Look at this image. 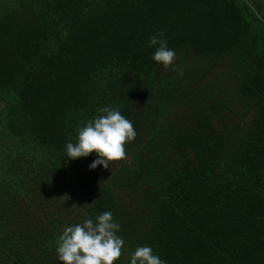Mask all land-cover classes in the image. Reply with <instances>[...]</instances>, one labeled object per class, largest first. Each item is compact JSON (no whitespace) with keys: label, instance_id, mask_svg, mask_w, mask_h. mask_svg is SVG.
I'll use <instances>...</instances> for the list:
<instances>
[{"label":"trees","instance_id":"trees-1","mask_svg":"<svg viewBox=\"0 0 264 264\" xmlns=\"http://www.w3.org/2000/svg\"><path fill=\"white\" fill-rule=\"evenodd\" d=\"M104 107L137 135L91 169L66 145ZM104 212L114 264H264V0H0V264H62Z\"/></svg>","mask_w":264,"mask_h":264},{"label":"clouds","instance_id":"clouds-1","mask_svg":"<svg viewBox=\"0 0 264 264\" xmlns=\"http://www.w3.org/2000/svg\"><path fill=\"white\" fill-rule=\"evenodd\" d=\"M148 46H157L152 57L154 61L165 70L173 67L176 53L168 47L163 32L151 36ZM100 112L105 115L88 121L79 130L77 142L66 145L67 157L72 160L96 153L98 159L90 165L91 169L99 165L109 168V162L125 159V145L135 140L137 135L132 122L119 110L104 107ZM120 227L111 212L98 215L95 223L86 219L82 224L67 227L59 237L56 249L59 260L62 264H114L120 259L124 246L123 239L117 235ZM130 264L165 262L153 254L151 247L140 246L131 255Z\"/></svg>","mask_w":264,"mask_h":264},{"label":"rangeland","instance_id":"rangeland-1","mask_svg":"<svg viewBox=\"0 0 264 264\" xmlns=\"http://www.w3.org/2000/svg\"><path fill=\"white\" fill-rule=\"evenodd\" d=\"M220 67V65H218V66H216L215 68H214V70H212V72H210V74L209 75H212V74H214V72H216L217 70H218V68Z\"/></svg>","mask_w":264,"mask_h":264}]
</instances>
